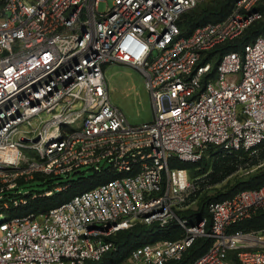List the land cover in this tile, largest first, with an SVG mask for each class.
<instances>
[{
  "label": "built area",
  "instance_id": "built-area-1",
  "mask_svg": "<svg viewBox=\"0 0 264 264\" xmlns=\"http://www.w3.org/2000/svg\"><path fill=\"white\" fill-rule=\"evenodd\" d=\"M262 0H237L229 15L186 36L181 17L200 0H0V264H86L117 250L138 225H178L183 235L135 247L124 264H264V229L240 226L264 211V184L210 205L191 224L198 181L174 160L199 162L264 145V33L241 52L219 49L262 15ZM107 2V11L100 4ZM124 64L145 78L154 111L132 125L111 100L105 69ZM84 166L116 178L46 212H21L68 188L20 189Z\"/></svg>",
  "mask_w": 264,
  "mask_h": 264
},
{
  "label": "trees",
  "instance_id": "trees-1",
  "mask_svg": "<svg viewBox=\"0 0 264 264\" xmlns=\"http://www.w3.org/2000/svg\"><path fill=\"white\" fill-rule=\"evenodd\" d=\"M236 1L218 0L215 4L204 6L192 14L191 12L197 9L198 6L185 13L179 21L183 34L188 36L201 25L225 19L232 11ZM256 10L259 11L262 17L255 21L241 36L222 45L219 49L220 56L227 52H241L246 44L254 41L264 33V0L259 3ZM256 149L259 151L251 155L253 150H240L234 154H226L221 149L210 148L208 151L209 156H205L199 162L191 163L174 160L172 166L189 171L190 178L198 182L201 181L203 187L220 185L243 167L253 166L258 168L260 166L255 172H249L237 178L224 191L219 190L214 195L205 196L198 203L196 210H183L178 212V216L187 219L191 224L206 219L207 231H210L211 214L209 208L212 203L223 201L243 190L260 189L264 184V145ZM93 170L94 174L91 177L81 176L77 180L69 179L63 182L68 184L65 191L54 192L50 197L39 198L20 211L46 212L68 201L76 194L116 178L111 168L106 167L102 171H97L94 168ZM78 174H81V170ZM49 188H51V185H49ZM195 193L191 196V204L199 198ZM240 228L246 231L264 229V211L258 212L252 219L244 222ZM182 235L183 229L176 224L166 228H160L157 224L138 225L132 229L123 230L116 235L114 242L117 245V250L107 253L100 261H89L86 264H121L135 247L166 240H177ZM212 243L213 239L210 237L199 238L185 253L182 260L171 261L167 264H187L204 254ZM230 256L234 258V264H240L235 259L234 253H230Z\"/></svg>",
  "mask_w": 264,
  "mask_h": 264
},
{
  "label": "rangeland",
  "instance_id": "rangeland-1",
  "mask_svg": "<svg viewBox=\"0 0 264 264\" xmlns=\"http://www.w3.org/2000/svg\"><path fill=\"white\" fill-rule=\"evenodd\" d=\"M216 1L218 0H200L198 8L192 11L191 14L204 6L215 4ZM108 8L109 4L107 2H102L100 4L101 11H107ZM105 78L109 86L112 102L123 111L132 125H139L153 119L154 111L151 96L145 86V78L138 69L124 64H112L106 67ZM258 151V149L254 152L252 151L251 155ZM258 168L253 166L243 167L234 174V176L230 177L222 184L213 187H203L201 186L202 182L199 181L195 185V195L199 198H197L187 210H196L198 208V203L205 196L214 195L219 190L224 191L226 187L234 183L237 178L249 172H255ZM93 174L94 170L92 167L84 166L81 169V174L73 173L70 176H63L61 178L52 177L50 179L35 178L32 181L24 182L20 189L23 193L42 192L48 189L49 185L52 186L55 183L65 182L69 179L77 180L81 176L91 177ZM188 175L190 177L189 171ZM3 219L4 217H0V221ZM124 261L121 264H124Z\"/></svg>",
  "mask_w": 264,
  "mask_h": 264
},
{
  "label": "water",
  "instance_id": "water-1",
  "mask_svg": "<svg viewBox=\"0 0 264 264\" xmlns=\"http://www.w3.org/2000/svg\"><path fill=\"white\" fill-rule=\"evenodd\" d=\"M75 173H76V174H78V173H79V171H76Z\"/></svg>",
  "mask_w": 264,
  "mask_h": 264
}]
</instances>
